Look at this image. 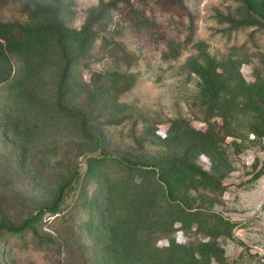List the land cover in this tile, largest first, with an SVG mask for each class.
I'll use <instances>...</instances> for the list:
<instances>
[{"label":"rangeland","instance_id":"rangeland-1","mask_svg":"<svg viewBox=\"0 0 264 264\" xmlns=\"http://www.w3.org/2000/svg\"><path fill=\"white\" fill-rule=\"evenodd\" d=\"M109 1L61 0L57 11L0 0L21 39L0 42V224L21 227L66 185L60 214H43L36 234L0 230V264H264V176L252 180L264 140L235 155L191 139L206 129L191 62L230 59L264 105V34L219 24L231 0H147L160 30L142 40ZM243 1L264 20V0ZM188 166L223 194L194 192ZM167 190L202 216L177 214ZM212 217L231 223L230 238Z\"/></svg>","mask_w":264,"mask_h":264},{"label":"trees","instance_id":"trees-1","mask_svg":"<svg viewBox=\"0 0 264 264\" xmlns=\"http://www.w3.org/2000/svg\"><path fill=\"white\" fill-rule=\"evenodd\" d=\"M37 9H42L48 5L56 7L59 11L61 0H20ZM236 3L233 11L227 15L218 13L216 18L220 25L227 26V32L241 31L244 29L253 28L250 37L261 32L264 34V20L259 18L250 8L247 2L243 0H231ZM137 4V6H136ZM157 9H163L168 6L166 2H156ZM103 9L106 11H123L126 15L131 31L140 39L152 38L156 32L160 30L159 25L153 18L147 16V11L150 9L147 0H110L103 4ZM180 15H184L180 11ZM190 18V34L193 33V21ZM98 19H90L85 26L88 32L92 27L98 24ZM7 24L0 17V42L6 40H21L20 36L15 33H9ZM148 38V39H149ZM150 40V39H149ZM112 39H106L105 42L108 48L112 47ZM257 42L256 40L253 41ZM121 48V47H119ZM67 71V69H66ZM191 72L198 80V96L197 108L202 110L204 115L205 130L192 131V142L194 146L201 147L208 144H214L223 149L227 145L235 155H240L246 149L259 146L263 147L264 140V105L260 101L254 87L247 84L236 66L230 59H218L208 54H202L196 57L191 62ZM230 139L229 143L226 141ZM259 159H255L252 165L253 181H257L264 176V165L259 171ZM188 171L195 178L191 180V189L198 192L200 189H207L219 194H223L224 187L218 182H214L213 187H208L200 178H207L205 174L196 171L192 167H187ZM212 180V179H207ZM69 185V184H68ZM67 185V186H68ZM66 185L61 186L57 196L55 197L51 207L41 209L33 216L29 217L21 227H11L7 224H0V230H6L15 235L21 234L24 231H31L32 227L36 226L42 218L43 214H60V204L63 199V194L66 190ZM168 191V190H167ZM169 192V191H168ZM169 207L182 217L189 220H194L202 216L201 209L194 208L186 204L183 206L179 201L171 198L170 192L167 195ZM214 227L221 228L222 236L230 238L232 236V227L229 221L212 217ZM211 221H208V223ZM31 233L36 234L35 231ZM30 233V234H31ZM220 254L222 250H218ZM206 262L198 261L192 258L190 263H184L179 260H169V262H154V264H210L209 257ZM223 262L222 260L218 261Z\"/></svg>","mask_w":264,"mask_h":264}]
</instances>
